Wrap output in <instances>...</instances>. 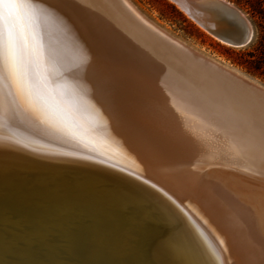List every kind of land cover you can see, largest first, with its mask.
I'll use <instances>...</instances> for the list:
<instances>
[{"label": "snow or ice", "instance_id": "6c2138e0", "mask_svg": "<svg viewBox=\"0 0 264 264\" xmlns=\"http://www.w3.org/2000/svg\"><path fill=\"white\" fill-rule=\"evenodd\" d=\"M208 7L215 5L209 3ZM73 9L89 15L83 30L93 31V44L80 39L67 15ZM41 18L54 20L73 34L75 42L63 54L46 51L35 29ZM64 96L109 119L142 155L146 166L163 163L169 152L181 146L166 124V109L148 87L146 68L97 23L90 0H64L62 8L46 0H0V150L28 148L17 130L48 124L58 107L54 99ZM200 102L207 103L202 98ZM237 104L264 129V89L242 90ZM175 171L168 169L164 174ZM172 178L182 177L177 174ZM190 182L196 194L206 198L210 211L223 213L227 228L239 227L244 237V258L239 264H264V190L256 211L211 181ZM44 197L40 210L27 217L6 214L0 207V249L8 246L46 254L42 264H112L69 259L111 250L125 256L114 264H205L208 255L215 257L213 250L206 252L186 231L180 232L183 214L172 206L174 201L147 181L87 196L53 187ZM180 235L183 247L173 254Z\"/></svg>", "mask_w": 264, "mask_h": 264}, {"label": "bare ground", "instance_id": "6f19581e", "mask_svg": "<svg viewBox=\"0 0 264 264\" xmlns=\"http://www.w3.org/2000/svg\"><path fill=\"white\" fill-rule=\"evenodd\" d=\"M170 1L191 19L194 18L187 11V5L210 2ZM46 2L60 8L64 4V0ZM90 2L100 11L98 15L105 14L106 0ZM127 5L152 29L167 33L189 52L240 77H246V80L264 89L263 85L252 78L173 36L150 19L132 0H127ZM67 15L79 31L80 39L89 45L93 44L92 31L83 30V26L89 22V15L79 9H73ZM35 29L42 37L46 51L55 50L63 54L75 42L73 34L65 32L54 20L41 18L35 24ZM144 64L143 67L148 66L150 71L147 72L148 87L155 101L166 109L165 121L179 139V149L169 152L163 163L146 166L142 155L134 150L128 138L109 119L99 117L70 96L55 98L54 104L58 107H54L48 124L34 128L21 126L17 130L18 138L28 144V148L0 150V207L6 214L27 217L40 210V200L53 187L87 196L102 189L123 188L147 181L148 184H155L161 193L174 201L172 206L183 214L180 232L186 231L206 252L209 249L215 252V257L208 255L205 264H239L244 258V237L239 227L227 228L223 213L220 210L210 211L206 198L196 194L190 181H211L233 194L243 206L259 211V196L264 190V129L258 119L253 123L251 117L239 108L237 96H230L229 92L222 94L216 91L213 94L205 83L196 80L199 76L191 79L190 73L185 74L184 70L176 66L169 65L176 75L172 80L176 81L174 83L169 77L166 79V76L149 69L147 63ZM201 98L207 103L200 102ZM212 104H221L222 109L232 112H222L221 115L217 112L215 115L209 107ZM219 122L228 127L223 129L229 130V134L217 127ZM231 124L240 129H257L263 139L259 136L256 143L249 145L247 143L251 142L242 136H233L230 132ZM168 169L176 171L166 176L164 173ZM177 174L182 177L180 180L172 178ZM163 231L166 233L167 228ZM183 243L182 235L178 236L172 253L177 254ZM45 258L46 254L43 253L32 254L8 246L0 249V264H26L29 261L42 264ZM124 258L119 250L102 251L94 257H69L80 261L96 259L112 264Z\"/></svg>", "mask_w": 264, "mask_h": 264}, {"label": "water", "instance_id": "95a60500", "mask_svg": "<svg viewBox=\"0 0 264 264\" xmlns=\"http://www.w3.org/2000/svg\"><path fill=\"white\" fill-rule=\"evenodd\" d=\"M209 3L214 4L215 7L210 8L208 4H202V2L193 3L192 6L187 5V11L199 26L231 46L238 47V44L245 46L252 41L254 26L242 9L230 0H210ZM105 5L106 12L102 16L98 15L100 11L96 10L97 23L103 26L112 40L121 46L130 58L140 61L142 65L147 63L149 69L152 68L158 74L166 76V79L169 77L172 81L176 76L175 72L170 69L169 65H171V67L176 66L177 69L181 68L185 74L190 73L191 79L199 76L200 78L196 80L205 83L213 94H216V91L222 94L229 92L230 96L238 97L242 90L257 86L248 80L242 81L235 73L203 59L198 54H193L192 51L189 52L186 47L172 39L167 33L152 29L130 9L127 0H106ZM91 34L94 36L93 31ZM249 37L248 42L244 44V40ZM145 67L148 72V66ZM230 105L233 106L231 103ZM209 107L215 115L217 112L219 115L223 114L222 112H232L222 109L221 104L217 106L212 104ZM231 125L232 131L230 132L233 136H242L251 142L247 143L249 145L256 143L259 136V138L263 137L257 129H240V127ZM217 127L229 134V130H224L228 127L221 122ZM219 129H216L218 133H220Z\"/></svg>", "mask_w": 264, "mask_h": 264}, {"label": "rangeland", "instance_id": "374dc122", "mask_svg": "<svg viewBox=\"0 0 264 264\" xmlns=\"http://www.w3.org/2000/svg\"><path fill=\"white\" fill-rule=\"evenodd\" d=\"M132 1L150 19L173 34V36L185 41L188 45L214 60L238 70L264 86V75L253 73L249 68L250 65L246 61L247 58H249V52L252 50L251 44L236 47L218 40L204 28L199 26L170 0ZM230 1L242 9L253 23L246 6L238 4L235 0Z\"/></svg>", "mask_w": 264, "mask_h": 264}, {"label": "trees", "instance_id": "16d2710c", "mask_svg": "<svg viewBox=\"0 0 264 264\" xmlns=\"http://www.w3.org/2000/svg\"><path fill=\"white\" fill-rule=\"evenodd\" d=\"M246 6L254 24V37L249 43L252 50L247 62L253 73L264 75V0H235Z\"/></svg>", "mask_w": 264, "mask_h": 264}]
</instances>
